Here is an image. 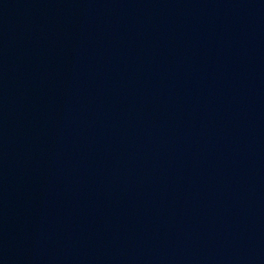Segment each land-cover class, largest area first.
I'll use <instances>...</instances> for the list:
<instances>
[{"label": "water", "instance_id": "1", "mask_svg": "<svg viewBox=\"0 0 264 264\" xmlns=\"http://www.w3.org/2000/svg\"><path fill=\"white\" fill-rule=\"evenodd\" d=\"M0 264H264V0H0Z\"/></svg>", "mask_w": 264, "mask_h": 264}]
</instances>
